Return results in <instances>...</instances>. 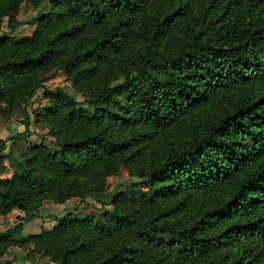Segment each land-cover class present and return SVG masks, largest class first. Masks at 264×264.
Wrapping results in <instances>:
<instances>
[{
    "label": "trees",
    "instance_id": "trees-1",
    "mask_svg": "<svg viewBox=\"0 0 264 264\" xmlns=\"http://www.w3.org/2000/svg\"><path fill=\"white\" fill-rule=\"evenodd\" d=\"M22 2L47 7L14 36ZM4 18L0 116L20 106L26 126L42 87L51 144L4 154L0 215L23 214L0 264L27 241L58 264H264V0H0ZM57 70L80 98L43 85ZM119 167L137 179L106 191ZM86 196L96 216L18 235L46 200Z\"/></svg>",
    "mask_w": 264,
    "mask_h": 264
},
{
    "label": "rangeland",
    "instance_id": "rangeland-1",
    "mask_svg": "<svg viewBox=\"0 0 264 264\" xmlns=\"http://www.w3.org/2000/svg\"><path fill=\"white\" fill-rule=\"evenodd\" d=\"M46 7L47 6L44 2H42L40 6H32L28 2H22L17 14L15 15V18L19 21V23L14 25L11 34L14 36L29 34L33 25L27 24L26 20L39 8L44 10ZM0 30L9 31L5 18L1 22ZM43 85L51 89L60 87L69 94L75 95L76 98L81 97L79 94L74 92L71 87V83L65 78V73L62 70H57L52 77L47 78L43 82ZM44 102L45 98L42 93V87H39L25 108V112L28 115L26 126L24 124L25 114L20 106L13 108L11 116L8 118L0 116V141L3 142V145L0 146V154L4 156L5 152L8 150L15 154L19 150L26 148L28 145L39 141H42L47 145L51 144V136L47 135L45 132L46 129L35 121L38 109ZM2 164L4 165V169L0 172V176L10 174L11 167L9 166L5 156ZM136 179L137 178L129 175L124 167H119L116 172L107 176L105 190H130L131 188L129 187V184ZM99 205L100 204L90 196H86L82 200L71 198L64 203H55L46 200L42 206H40L38 216L27 218L22 221L18 235L23 236L26 234L39 233L45 229L52 228L57 221L52 216L47 215L49 212L54 215H61L65 211H70L81 216H85L86 214L96 216L101 211V209L98 208ZM104 206H109V204L106 202ZM22 214L23 212L21 210L13 208L8 213L0 215V229L2 230L21 222L20 217ZM8 249L9 255L16 256L13 264H58L56 261L52 260L47 253H43L37 249L33 241H27L21 244H12L8 247ZM27 250H31L33 252V259L24 258L23 255Z\"/></svg>",
    "mask_w": 264,
    "mask_h": 264
},
{
    "label": "crops",
    "instance_id": "crops-1",
    "mask_svg": "<svg viewBox=\"0 0 264 264\" xmlns=\"http://www.w3.org/2000/svg\"><path fill=\"white\" fill-rule=\"evenodd\" d=\"M18 211V210H17Z\"/></svg>",
    "mask_w": 264,
    "mask_h": 264
}]
</instances>
